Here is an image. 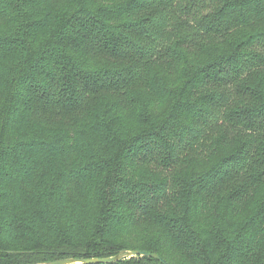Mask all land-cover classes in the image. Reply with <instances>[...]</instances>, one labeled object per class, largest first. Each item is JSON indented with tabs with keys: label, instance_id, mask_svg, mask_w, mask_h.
I'll use <instances>...</instances> for the list:
<instances>
[{
	"label": "trees",
	"instance_id": "1",
	"mask_svg": "<svg viewBox=\"0 0 264 264\" xmlns=\"http://www.w3.org/2000/svg\"><path fill=\"white\" fill-rule=\"evenodd\" d=\"M130 250L264 264V0H0V264Z\"/></svg>",
	"mask_w": 264,
	"mask_h": 264
},
{
	"label": "water",
	"instance_id": "2",
	"mask_svg": "<svg viewBox=\"0 0 264 264\" xmlns=\"http://www.w3.org/2000/svg\"><path fill=\"white\" fill-rule=\"evenodd\" d=\"M144 256L158 260L162 264H169L159 254L149 253L143 251H122L116 256L106 258H90V259H62L58 261H52L47 263H34V264H110L120 260L129 259L132 257Z\"/></svg>",
	"mask_w": 264,
	"mask_h": 264
}]
</instances>
